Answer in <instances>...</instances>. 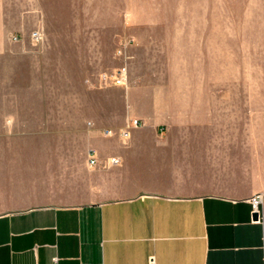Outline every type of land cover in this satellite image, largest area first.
I'll return each mask as SVG.
<instances>
[{"label":"crops","instance_id":"obj_1","mask_svg":"<svg viewBox=\"0 0 264 264\" xmlns=\"http://www.w3.org/2000/svg\"><path fill=\"white\" fill-rule=\"evenodd\" d=\"M41 12L0 0L3 85ZM113 101L79 141L71 119L0 107V264H264V98L129 88ZM133 118L128 139L99 132Z\"/></svg>","mask_w":264,"mask_h":264},{"label":"rangeland","instance_id":"obj_2","mask_svg":"<svg viewBox=\"0 0 264 264\" xmlns=\"http://www.w3.org/2000/svg\"><path fill=\"white\" fill-rule=\"evenodd\" d=\"M37 2L42 22L24 36L26 55L19 68H10L6 85L0 69V107L71 119L75 141L103 116L100 105L112 107L114 94L129 88L187 96L242 92L251 102L264 98V0ZM35 31L40 41L31 38ZM22 38L10 36L14 42ZM150 61L159 66L158 83L147 79L144 63ZM141 63L145 67L137 68ZM120 67L127 79L115 84L111 74ZM132 70L138 72L134 78ZM103 129L116 133L105 137H118L121 130L106 127L101 135ZM69 138V132H57V139Z\"/></svg>","mask_w":264,"mask_h":264},{"label":"built area","instance_id":"obj_3","mask_svg":"<svg viewBox=\"0 0 264 264\" xmlns=\"http://www.w3.org/2000/svg\"><path fill=\"white\" fill-rule=\"evenodd\" d=\"M31 38L35 41H40L42 38L41 34L38 31H35L31 34ZM126 69L124 67H120L118 68L114 73L111 74V80H113V83L115 84H124L126 82ZM110 78V77H109ZM139 124V121L137 119H133L131 121V123L124 129H121L120 131L117 132L118 137H120L121 139H128L129 136V127L134 126ZM102 135L104 136H112L114 134H116L112 129H103L102 130ZM88 158H89V162L91 164L95 163V150L93 148H90L88 151ZM111 163L112 164H117L119 163V159L116 157H112L111 158ZM260 198H262V196L258 195L255 196L253 198H251V205H252V212H257L258 213V217L260 218V212H258V202L261 200ZM152 264V261H151Z\"/></svg>","mask_w":264,"mask_h":264},{"label":"water","instance_id":"obj_4","mask_svg":"<svg viewBox=\"0 0 264 264\" xmlns=\"http://www.w3.org/2000/svg\"><path fill=\"white\" fill-rule=\"evenodd\" d=\"M252 217H253V219H257L258 218V213L257 212H253Z\"/></svg>","mask_w":264,"mask_h":264},{"label":"bare ground","instance_id":"obj_5","mask_svg":"<svg viewBox=\"0 0 264 264\" xmlns=\"http://www.w3.org/2000/svg\"><path fill=\"white\" fill-rule=\"evenodd\" d=\"M258 204H259V202H258ZM258 218H259V217H258ZM258 218H257V219H258Z\"/></svg>","mask_w":264,"mask_h":264}]
</instances>
